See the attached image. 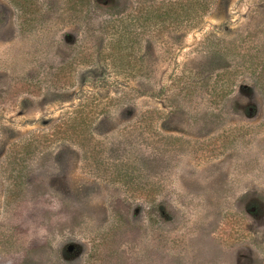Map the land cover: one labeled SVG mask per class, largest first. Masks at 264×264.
Instances as JSON below:
<instances>
[{
    "label": "rangeland",
    "instance_id": "1",
    "mask_svg": "<svg viewBox=\"0 0 264 264\" xmlns=\"http://www.w3.org/2000/svg\"><path fill=\"white\" fill-rule=\"evenodd\" d=\"M186 2L0 0V264H264V0ZM100 96L9 199V148Z\"/></svg>",
    "mask_w": 264,
    "mask_h": 264
},
{
    "label": "trees",
    "instance_id": "2",
    "mask_svg": "<svg viewBox=\"0 0 264 264\" xmlns=\"http://www.w3.org/2000/svg\"><path fill=\"white\" fill-rule=\"evenodd\" d=\"M211 1L212 0H188V2L181 7L180 12L172 10L171 6H168L165 7L164 13L157 16L166 22H168L171 17L173 23L180 22L179 26L181 27L191 24V28H195L204 18L207 7ZM169 23L173 24L171 20ZM115 37L117 38L115 39ZM113 40H115L113 44H107L109 49L118 47L122 50V45H127L126 40L130 42L129 35L126 32L113 35ZM109 66L121 70L123 73H128V71L133 70L130 64H125L124 66L120 65L118 67L113 65V63H109L107 65L105 64L104 68H108ZM69 69L70 68H68L66 64H63L55 71V75L53 76L54 79L51 81V84L60 88L69 86L72 82ZM103 98L104 97L100 96V98L93 97L91 99H86L77 109L62 113L58 120L49 128L30 131L27 136L21 138L17 144L9 148L7 153V158L10 159L8 169L11 174L8 175L11 184V187H8L7 190L9 199H14L15 194L18 193L15 189L17 187L19 188L22 184V172L27 170V161L31 154L34 153L35 148L37 150L40 146H46L50 140L68 141L81 147H90L96 143V139L88 132L86 125L92 116L105 110L106 105L111 103L110 100H103ZM115 103H117V100Z\"/></svg>",
    "mask_w": 264,
    "mask_h": 264
}]
</instances>
